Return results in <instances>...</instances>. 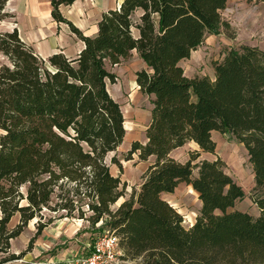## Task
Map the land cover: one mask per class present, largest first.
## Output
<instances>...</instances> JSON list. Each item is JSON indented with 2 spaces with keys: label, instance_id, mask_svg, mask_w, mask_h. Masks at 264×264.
<instances>
[{
  "label": "trees",
  "instance_id": "obj_1",
  "mask_svg": "<svg viewBox=\"0 0 264 264\" xmlns=\"http://www.w3.org/2000/svg\"><path fill=\"white\" fill-rule=\"evenodd\" d=\"M75 1L50 0L53 19L84 43L75 57L60 50L44 58L18 27L0 30V251L47 208L92 227L101 221L119 237L124 257L142 264H264V50L229 49L215 63L214 78L189 77L180 64L208 34L230 27L221 14L229 0H123L102 13L94 36L62 14L60 6ZM7 2L0 0V22L14 16ZM133 50L147 65L136 72L139 89L154 97L146 140L132 142L128 159L152 160L140 190L112 209L126 184L107 157L127 130L108 88L116 79L108 64ZM213 131L233 135L248 150L259 216L230 211L245 192L222 158L196 162L199 150L186 162L171 155L190 141L215 153ZM182 182L202 203L189 228L163 197ZM15 215L19 222L11 228ZM50 221H38L28 250Z\"/></svg>",
  "mask_w": 264,
  "mask_h": 264
},
{
  "label": "rangeland",
  "instance_id": "obj_2",
  "mask_svg": "<svg viewBox=\"0 0 264 264\" xmlns=\"http://www.w3.org/2000/svg\"><path fill=\"white\" fill-rule=\"evenodd\" d=\"M16 10L18 15L8 9L14 16L0 22V30L14 27L19 29L20 23L25 33L30 31L32 26L27 15L22 11L23 9L16 8ZM97 13V11H93V14L96 15L90 16L89 29L96 24V21L92 20H96ZM221 14L223 20L230 23V27L226 28L222 25L219 32L208 34L204 42L192 52L190 58L183 60L182 66L188 76L209 75L214 78L215 63L223 60L229 49L238 48L242 44L258 46L264 50V1L229 0ZM61 27V30L67 29L64 34L68 36L73 34L66 23H61ZM60 29L58 33L62 34ZM75 37V41L78 42L80 39L76 35ZM134 58L129 57L116 65L108 64V69L116 74L115 82L109 81L108 88L114 99L121 105L127 127L122 145L107 157V163L110 165L112 173L120 175L122 182L126 184L124 196L112 205V209H116L124 200L129 199L133 191L140 190L143 181L142 175L152 160L141 161L137 154L128 159L132 142L146 140L145 129L151 118L150 109L152 107L151 96L141 93L134 81L132 74ZM129 63L132 67L129 66ZM212 137L217 144L215 153L204 152L194 141H190L175 150L173 155L179 160L186 161L189 159L191 151L199 150L201 155L196 162L203 159L222 158L226 163V171L242 186L245 192L244 197L239 199L230 211L241 210L254 217L259 216L260 209L253 199L256 181L248 150L243 143L229 133L213 131ZM114 156L120 161L121 166L113 163ZM193 174L194 176L198 174V168L193 170ZM163 197L170 200L172 205L183 215V225L186 228L195 222L202 203L198 193L190 184L182 182L173 193H165ZM84 208L86 209L85 206ZM88 214L90 213L88 212ZM42 215V218L36 217L31 220L19 236L11 239V247L8 251H0V264H81V260L91 254L98 239L110 230L108 227L102 228L101 221L92 227L83 218L65 216V210L57 212L45 208ZM40 219L46 222L51 219V221L35 240L33 247L28 250L29 242L37 232V224ZM18 222L19 215H16L9 223V227H14ZM13 253L17 255L23 253V256L4 261ZM142 262V258L124 257V252L119 247L114 261L108 264H142Z\"/></svg>",
  "mask_w": 264,
  "mask_h": 264
},
{
  "label": "crops",
  "instance_id": "obj_3",
  "mask_svg": "<svg viewBox=\"0 0 264 264\" xmlns=\"http://www.w3.org/2000/svg\"><path fill=\"white\" fill-rule=\"evenodd\" d=\"M122 1L123 0H76L73 4L61 5L60 9L62 14L66 18L73 21L75 25L79 27L86 35L94 36L98 32V21L101 18L102 13L109 9H113L120 6ZM92 7H94V9H92ZM16 8H19L20 10L23 9L22 11L27 15L32 26V28H30V31H27L25 33V31L23 30V28L19 23V30L21 32V37L27 43L33 45L37 50V52L44 58H47L52 53L60 50L63 51L69 57H75L84 47V43L82 40H79L78 42L75 41L76 37L73 32L72 33L74 35L72 34L71 36H68L64 34V32L65 33L67 32V29L65 28L63 30L60 29L62 28L61 23H57L52 17V13H51L52 5L50 0H8L6 9L7 10L11 9L17 14ZM93 11L98 12L97 18L95 17L96 20L95 19L92 20V21H96V24L92 26L91 29H89L88 22H90L89 20L90 16L96 15L93 14ZM59 29L61 30L60 33L62 34L58 33ZM131 57L136 58L133 59L135 60V64L132 63L133 67L129 63V66L132 67L133 69L132 74L134 81L136 82V72L142 68L147 67V65L144 62V60L139 57L138 52L136 50H133ZM182 62L183 60L180 63L181 65ZM136 86L137 88H140L137 82H136ZM153 97L154 95H151V99ZM151 109H150V115H151ZM175 150L171 152V155L174 158H176L173 155ZM186 161H182V162H186ZM168 201L171 204H173L170 200ZM0 218H1V210H0Z\"/></svg>",
  "mask_w": 264,
  "mask_h": 264
},
{
  "label": "built area",
  "instance_id": "obj_4",
  "mask_svg": "<svg viewBox=\"0 0 264 264\" xmlns=\"http://www.w3.org/2000/svg\"><path fill=\"white\" fill-rule=\"evenodd\" d=\"M118 248L119 237L115 233L107 231L95 243L91 254L81 260V264H108L113 262Z\"/></svg>",
  "mask_w": 264,
  "mask_h": 264
}]
</instances>
